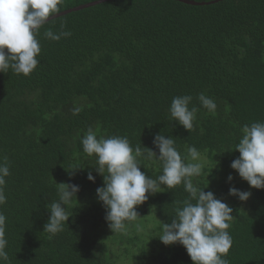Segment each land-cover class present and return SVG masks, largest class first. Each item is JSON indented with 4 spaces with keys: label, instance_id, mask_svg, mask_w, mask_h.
<instances>
[{
    "label": "trees",
    "instance_id": "obj_1",
    "mask_svg": "<svg viewBox=\"0 0 264 264\" xmlns=\"http://www.w3.org/2000/svg\"><path fill=\"white\" fill-rule=\"evenodd\" d=\"M92 1L64 0L60 12ZM47 29L71 35L54 41ZM36 38L39 63L29 76L0 73V163L6 158L10 169L0 205L5 264H193L184 246L156 236L188 198L183 185L162 186L136 206L140 217L127 236L108 228L96 195L103 177L81 143L89 128L157 154L160 132L182 156L195 146L206 165L194 183L209 181L204 191L233 209L229 264H264V189L230 167L243 126L264 122V0H109L53 18ZM200 93L216 102L215 114L200 105ZM178 95H191L189 107L198 109L191 132L171 119ZM143 163L147 175L161 174L158 162ZM74 166L85 167L70 175ZM58 183L79 185V202L69 207L64 230L50 236L45 205L58 199ZM233 186L251 192L249 199L229 195Z\"/></svg>",
    "mask_w": 264,
    "mask_h": 264
},
{
    "label": "clouds",
    "instance_id": "obj_2",
    "mask_svg": "<svg viewBox=\"0 0 264 264\" xmlns=\"http://www.w3.org/2000/svg\"><path fill=\"white\" fill-rule=\"evenodd\" d=\"M63 5L64 0H0V73L11 70L15 74L29 76L36 69L39 63L37 57L41 52L36 37ZM64 27L61 24V28ZM44 35L50 40L59 41L62 37L70 36L71 32L54 33L47 29ZM197 99L203 108L215 114L217 104L212 98L200 93ZM192 100L191 95H178L173 97L169 106L172 121L188 132L194 128L198 111L195 106L189 107ZM242 133L234 149L238 150L239 156L231 162L230 167L250 187L264 189V122L246 124ZM81 143L83 152L88 157H94V162L89 165L103 177V185L96 189V195L106 210L104 219L113 234L127 236L129 227L140 217L136 206L142 205L151 195L162 192V186L172 190L183 185L188 198L176 208V216L170 223H162V234L156 236L165 245L179 243L184 246L193 264H229L227 257L233 240L228 229L234 217L233 209L216 198L212 191H204L209 184L208 179L207 186L203 188L194 183V178L202 176L206 165L195 146H189L187 156H182L173 137L160 132L153 138V145L159 151L157 154L145 146L138 145L133 149L126 136L98 138L91 128ZM145 160L158 162L162 168L161 174L153 178L141 171V166L146 168ZM84 167L74 166L68 170L70 175H74ZM9 175L5 158V162L0 163V205L7 201L4 186L5 178ZM233 178L229 174L227 182ZM87 179L95 182L96 177L91 170ZM58 184V199L45 205L50 216L43 231L50 236L62 232L68 225L71 216L68 209L74 201H78L80 191L79 185L74 183ZM228 194L238 197L240 201H247L251 196V192L241 191L234 186L229 188ZM6 219L0 212V264L9 260Z\"/></svg>",
    "mask_w": 264,
    "mask_h": 264
},
{
    "label": "water",
    "instance_id": "obj_3",
    "mask_svg": "<svg viewBox=\"0 0 264 264\" xmlns=\"http://www.w3.org/2000/svg\"><path fill=\"white\" fill-rule=\"evenodd\" d=\"M105 1H109V0H94L92 2L85 3V4H82V5H79V6H76V7L61 11V12L57 13L55 17H52V18H56V17H58L60 15L66 14L68 12H71V11H74V10H79V9L84 8V7H89V6H92V5H96L98 3L105 2ZM180 1H183V2H186V3H190V4H194V5H198V4L204 5V4L216 3V2H218L220 0H180Z\"/></svg>",
    "mask_w": 264,
    "mask_h": 264
}]
</instances>
